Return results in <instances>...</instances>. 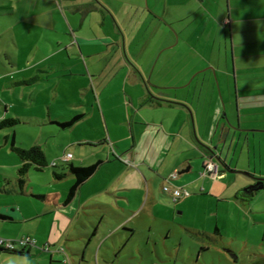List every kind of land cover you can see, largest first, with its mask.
<instances>
[{
    "label": "crops",
    "instance_id": "0c3cea01",
    "mask_svg": "<svg viewBox=\"0 0 264 264\" xmlns=\"http://www.w3.org/2000/svg\"><path fill=\"white\" fill-rule=\"evenodd\" d=\"M6 13L34 22L41 29L39 40H51L54 55L77 53L91 79L82 103L73 104L81 119L63 126L75 116L49 112L37 117V125L74 131L87 119L104 138L88 131L77 142L101 145L102 152L110 146L109 155L92 151L90 162L89 155L73 154L70 162L75 166L100 164L71 198L76 176L69 163L52 167L47 149L40 145L49 166L31 170L21 187L17 156L12 175L0 180V192L31 195L30 201L46 206V211L26 215L28 220L50 214L68 222L76 211L99 208L113 209L121 217L153 215L157 226H171L169 217L180 203L171 190L180 188L191 196L208 195L228 204L243 200L255 222L264 225V187L249 191L264 178V0H0V16ZM38 46L50 49L48 42ZM64 152H70L69 147ZM207 158L221 159L227 168L220 165L217 177L204 174ZM104 168L113 175L106 178ZM56 171L66 176L59 179ZM97 173L103 177L101 192L83 198L80 191ZM33 180L42 185L59 180L70 184L34 195L33 188L40 184ZM7 219L17 223L25 214L8 216L1 211L0 222ZM25 228L6 229L21 235ZM75 228L31 226L28 231L48 237L54 230V240L80 241L66 247L80 257L76 264L86 262L87 254L96 258L104 253L112 233L100 242L80 228L75 235ZM5 253L28 259L32 251L0 250V256Z\"/></svg>",
    "mask_w": 264,
    "mask_h": 264
},
{
    "label": "rangeland",
    "instance_id": "374dc122",
    "mask_svg": "<svg viewBox=\"0 0 264 264\" xmlns=\"http://www.w3.org/2000/svg\"><path fill=\"white\" fill-rule=\"evenodd\" d=\"M39 31L41 29L34 22L24 19L19 21L11 13L0 16V121L3 118L19 120L14 125L0 128V170L7 171L0 174V180L11 176L10 171L18 164L17 154L11 148L14 132L17 145H42L47 149L52 162L61 161L66 153L64 148L67 147L72 154L89 155L87 162L92 159V151H99L103 155L110 153V146L102 152L101 145L88 147L77 142V139H85L88 131H92L95 137L104 138L101 130L91 129L87 119H82L81 128L74 131L62 129L58 125H37V117L49 112L74 117L76 112L73 104L82 103L85 88L91 80L77 53L70 51L71 57L66 54L54 55L51 40H39ZM45 42H48L49 50L38 46ZM92 121L98 126L97 119L92 118ZM77 159L80 157L74 159L78 165L80 160ZM103 172L106 178L113 175L106 168ZM98 173L80 191L83 198L87 194L101 192L98 189L103 177ZM32 182L39 183L38 180ZM39 184L33 188L34 195H38V190L48 193L67 187L70 182L59 180L54 185ZM28 188L27 191H31L32 184H28ZM104 195L105 199H110V196ZM186 197L189 198L185 200L182 195L175 215L171 214L169 217L171 226H157L158 221L153 215L121 217L113 209L99 208L76 211L68 222H59L50 214L28 220L26 215L46 211L43 208L46 206L30 201L34 199L31 195L23 197L0 192V212L4 211L8 216L25 214V220L19 219L17 223L8 219L0 222V238L14 242L20 253L28 254L32 251L28 259L10 256L9 253L2 254L0 264L79 262L80 257L71 255L66 247L74 246L80 241L69 244L66 242L67 237L54 240V230H50L48 237L41 236L40 232L35 236L28 231L31 226H43L44 229L49 226H73L78 228H75V235L80 228L100 242L106 241L105 238L112 233L106 241L107 249L103 250L104 253L96 258H89L86 253V262L82 264H264V225L255 222L243 200L237 202L233 199L234 202L228 204L227 201H218L208 195L191 196L190 192ZM14 198L22 201L15 202ZM25 199L29 201H24ZM12 207L17 209L9 210ZM160 215L166 217V214ZM41 220L43 222L40 223ZM14 226L27 228L22 230L21 235H14ZM133 229L135 231L132 238L126 242ZM88 239L89 237L82 239L84 245ZM21 240L28 242L23 244ZM52 255H55V262H51Z\"/></svg>",
    "mask_w": 264,
    "mask_h": 264
},
{
    "label": "trees",
    "instance_id": "16d2710c",
    "mask_svg": "<svg viewBox=\"0 0 264 264\" xmlns=\"http://www.w3.org/2000/svg\"><path fill=\"white\" fill-rule=\"evenodd\" d=\"M82 118V114H77L71 121L61 123L63 126H70L79 119ZM18 119H6L3 118L0 121V128L3 126L14 125L18 123ZM11 148L17 154L18 158L21 161V166L17 169L18 183L21 187L27 182L28 174L31 170L39 171L49 166L48 159L44 149L40 145H33L30 147H24L23 145H17L16 133H13L11 140ZM70 152H66L65 155ZM71 159L66 160L62 159L61 161H54L50 165L56 167L59 164L66 162L69 163V170L76 176V180L70 188L69 198L73 197L77 192L79 186L90 177L98 168L100 161L88 166H75L71 164ZM57 178H63L66 176V172H55ZM174 199V198H173ZM178 202V201H175ZM0 250L8 251L11 250L12 253H20L14 248L4 247L0 244Z\"/></svg>",
    "mask_w": 264,
    "mask_h": 264
},
{
    "label": "built area",
    "instance_id": "2783aa9c",
    "mask_svg": "<svg viewBox=\"0 0 264 264\" xmlns=\"http://www.w3.org/2000/svg\"><path fill=\"white\" fill-rule=\"evenodd\" d=\"M73 157L72 153H67L64 156V159L69 160ZM209 174L213 177H217L220 174V164L218 161H215L212 158H207L206 161L204 162V174ZM171 190V189H170ZM172 191V195L174 198V201H179L182 198V195L186 196L189 194V191L187 189L182 190L180 188H174L171 190ZM21 242L23 244H25V240H21ZM0 244L2 246H7L8 248H14L16 247L14 242L12 241H6L5 239L0 238Z\"/></svg>",
    "mask_w": 264,
    "mask_h": 264
},
{
    "label": "water",
    "instance_id": "95a60500",
    "mask_svg": "<svg viewBox=\"0 0 264 264\" xmlns=\"http://www.w3.org/2000/svg\"><path fill=\"white\" fill-rule=\"evenodd\" d=\"M218 162L220 163V165L227 168V166L225 165V163L221 159H218ZM263 187H264V178H258L257 183L253 186H250L249 191L259 190Z\"/></svg>",
    "mask_w": 264,
    "mask_h": 264
}]
</instances>
